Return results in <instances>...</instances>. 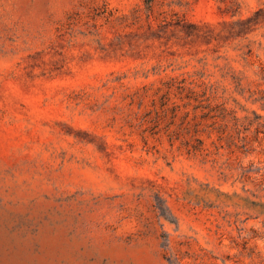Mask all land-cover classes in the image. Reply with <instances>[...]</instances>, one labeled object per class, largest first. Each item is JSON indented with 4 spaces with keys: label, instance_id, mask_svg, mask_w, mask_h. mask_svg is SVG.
I'll return each instance as SVG.
<instances>
[{
    "label": "rangeland",
    "instance_id": "rangeland-1",
    "mask_svg": "<svg viewBox=\"0 0 264 264\" xmlns=\"http://www.w3.org/2000/svg\"><path fill=\"white\" fill-rule=\"evenodd\" d=\"M0 264H264V0H0Z\"/></svg>",
    "mask_w": 264,
    "mask_h": 264
}]
</instances>
